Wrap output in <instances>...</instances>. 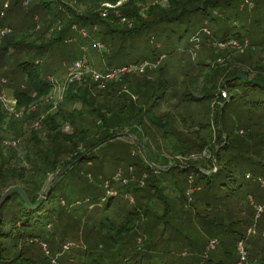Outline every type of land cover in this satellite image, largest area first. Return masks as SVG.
Instances as JSON below:
<instances>
[{
    "label": "trees",
    "instance_id": "16d2710c",
    "mask_svg": "<svg viewBox=\"0 0 264 264\" xmlns=\"http://www.w3.org/2000/svg\"><path fill=\"white\" fill-rule=\"evenodd\" d=\"M89 1L93 3V9L86 8L82 13H74L66 6H61L59 11L65 16L67 10L68 17L63 21H68L69 27L90 24L95 28L94 31L96 28L102 31V38L109 40L111 59L116 64L97 72L106 75L112 69L124 66H136L144 62L156 63L165 56L171 60L158 69L153 80L151 75L150 78H134L131 81L127 76L120 75L117 79L107 80L106 86L102 87L90 78L88 83L83 77L82 81H71L66 85L63 99L68 103H80L79 109L74 108L66 112L58 108L54 113L43 115H40L37 109L29 117L24 114L19 118L13 117L14 121L7 127L3 125L6 114L0 101V134L11 132L22 137L25 134L22 123L27 118L41 117L29 130V145L22 147L23 153L17 150L18 144L3 146L0 135V195L8 187L17 185L25 191L30 203L35 204L43 192L48 176L58 170L51 180L49 192L36 209H26L17 194L11 195L1 206L0 264H75L76 260L77 264H264L263 251L260 256H252L249 253L247 241L253 234H248V220H238L240 229L228 232L234 234L231 251L225 244H221L220 250L216 249V239L203 243V236L197 237L196 241L187 237L189 230L196 231L194 222L202 218L194 209L195 203L203 194L222 190L226 178L236 184V191H246L247 188L264 191V187L259 185V180L264 183V126L259 134L252 133L249 129L247 134L239 128L238 135L232 140L230 123L225 124L224 117V109L229 103L226 100L233 98L229 95V89L237 83L243 88L255 86L234 80L226 82L225 88L222 87L223 81L240 71L245 72L248 79L264 80V65L259 63L251 75L252 70L250 72L244 67L245 61L242 62L241 57L235 56L233 51L227 53L233 56L231 59L224 57L225 63L222 66L216 64L212 67L203 61L196 63L191 57V60L187 59L196 45L201 49L214 42H244V36L239 33H226L229 29V25H226L229 23L226 15L234 19L235 24L232 25L237 28V24L242 22L247 14L245 2L249 5L253 1L254 10L258 1L264 0H164L167 1L166 7L153 0H126L113 9L106 8L105 10L109 11L106 18L98 15L96 6L103 7L105 3L115 6L120 0ZM21 2L22 0H15V8L20 7ZM25 5L23 2V6ZM70 12L72 15H69ZM215 12L222 13L218 16L223 20L218 29L220 32L224 30L220 37L203 25L193 30L186 28L188 24L191 27V22L197 19L196 15L200 16V19L215 20ZM120 24L126 25L118 28ZM239 26L240 29L245 27ZM39 29L28 36L11 37L9 46L0 49L1 64L7 67L1 79L12 89L15 107L24 108L27 112H34L30 111L29 107L40 105L58 83L54 77L48 76L47 80L42 76V56L49 58L57 48L49 47L48 42L51 39H45L51 26ZM204 29L209 33L205 34ZM62 31L61 27L60 32ZM187 31L192 33L186 39L185 46L178 48V43ZM157 39L162 43L159 44ZM226 50L215 51L219 53ZM161 52L164 55L160 54ZM134 54L146 55L151 60L139 57L134 63L127 62L128 60L124 62V57ZM4 57H7V60ZM11 59L13 68L7 66ZM81 59L83 57L79 60ZM79 60L74 61L70 68ZM173 60L178 68L172 67ZM60 62L65 63L64 60ZM181 62L182 65L179 64ZM222 62L223 60L219 64ZM173 69H176L175 73L172 72ZM168 72L179 73L181 82L177 85L176 79L167 76ZM223 89L228 91L226 99H222L220 95ZM49 101H43L46 102L47 108L52 106ZM203 101L214 112L210 120L203 117V108H199ZM86 114L93 118L91 127L85 124ZM64 123L70 125L72 133L62 131ZM120 125H136L139 130L133 131V141L140 145L146 144L157 161L152 162L150 158L155 164L152 165L147 157L145 161L137 154H131L137 163L135 166H128L127 170L134 173V178L138 180H123L122 185L129 186L130 182H133L136 185L135 190L141 191L142 194L133 212L126 214L123 220L116 221L111 229H105L103 224L98 226L89 223L91 214L78 216L73 208L68 207L64 199L63 183L75 180L86 183L91 174L86 173L85 169L97 171L101 166L92 162L93 153L103 150V154H106L118 151L119 147L125 150L133 146V143L117 139L113 131L114 127ZM39 130L41 134L37 133ZM12 140L19 143L17 139ZM163 151L167 156H163ZM205 151L209 156L201 158ZM21 154L23 159L19 157ZM193 157L196 159H192ZM95 158L102 162L104 157ZM169 161L173 162L169 163L172 164L170 167ZM172 171L178 174L192 172L197 181L203 183L200 191H192V202H187L185 188H182L185 191L181 196L178 197L176 193L173 200L164 193L170 185L173 192L177 191L178 187L173 184L162 186L159 178L162 174ZM243 180L247 181L246 188ZM108 185L105 184L107 189ZM56 190L62 191L58 200V215L52 207ZM107 196L108 199L101 197L96 206H102L106 202V207H110L111 199L119 195L116 192H108ZM123 197L125 200L132 199L131 195L124 194ZM90 200L87 199L86 202ZM132 202L134 203V199ZM15 207L19 217L7 231L4 219L14 213ZM94 208V204H91L90 210ZM40 224H45L50 233L46 238L38 231L37 225ZM226 238L229 242V236ZM47 240L55 243L50 244ZM211 241L215 242L214 247H210ZM239 242H242L244 248L242 261L237 248ZM174 246H181L182 249L174 253ZM97 249L102 252L97 253ZM35 250L43 253L44 258L40 262ZM216 256L221 258L217 259ZM62 257L65 259L60 262Z\"/></svg>",
    "mask_w": 264,
    "mask_h": 264
},
{
    "label": "rangeland",
    "instance_id": "374dc122",
    "mask_svg": "<svg viewBox=\"0 0 264 264\" xmlns=\"http://www.w3.org/2000/svg\"><path fill=\"white\" fill-rule=\"evenodd\" d=\"M151 1V0H147ZM157 3H161L160 5L162 7L167 6V1L164 0H153ZM249 1V0H248ZM23 2L26 3L25 6H23ZM126 2V0H120L116 3L115 6L110 5V7L107 8L113 9L116 6H120L122 3ZM247 2V1H246ZM15 0H0V30L7 29L6 33L3 34L0 31V49H2L4 46H9V40L13 36H19V35H30L34 31H39V27L45 28V26H51L50 33L47 34L45 37L46 41L51 39L48 42L49 47L55 46L57 49L50 55L49 58L45 59V56H42V62H41V68H42V76L46 77L48 80L49 77H54L58 83L56 84L55 89L50 92V95L48 94L47 97H45L41 104L37 107L30 106L29 110L34 112H27L24 110V108L18 109L17 107L14 108L16 111H20L24 114L25 117L31 116L35 111L38 109V112L40 115H43L44 113L50 114L54 113L58 110V108H62L66 112L71 111L72 109H79L81 107L80 103H68L65 102L63 97L65 96L64 91L66 88V85L71 83L70 81L66 82L68 79V68H70L74 61L79 60L82 57L86 58V64L88 69H94L95 71H102L107 70L108 66L112 64H116L115 61L111 59L110 54V46H109V40L106 38H102V31L96 28V31H94L95 28L90 26V24L81 25L78 24L75 27H69L68 21L64 22V18L67 19L68 16H66L67 10L65 12V16L59 11L60 9L68 7L72 12H78L82 13L86 10V8L93 9V3L89 0H82V2H78V0H22L20 7L15 8L14 6ZM62 6V7H61ZM258 6V5H257ZM97 7V13L101 18H106V16H103L100 11L105 10V7ZM64 11V10H63ZM107 11V10H105ZM72 12L69 13V15H72ZM109 13V11H107ZM217 16L213 17L216 18L215 20H209L207 19H200L201 17L197 16V19H194L191 22V27L189 24L187 25V29L193 30L198 28L199 26L203 25L207 28L211 29L215 34H217L218 37L222 35L223 32L219 31L218 28H220V24L223 23V20L221 18H218L219 15H221L218 12H215ZM118 16V15H117ZM199 17V18H198ZM226 17L229 20V23H226V25H229V29L226 31L228 34H240L244 36L247 40L255 41V40H262L264 38V35H256L254 38H252V35H254L255 28H251V32L249 35L247 34L246 27L243 29L236 28L232 24H235L234 19L226 15ZM48 20H50L51 23L48 24ZM203 20V21H202ZM128 21V20H126ZM237 22V21H236ZM123 24V23H121ZM119 25L118 28H122V25ZM61 27L63 29L62 32H60ZM115 28V27H114ZM39 29V30H38ZM116 29V28H115ZM218 29V30H217ZM81 31H84L85 35L81 34ZM192 32L187 31L186 34L182 36L181 41L178 43V48L184 47L186 39L190 36ZM261 36V37H260ZM161 44L162 42L158 39L156 40ZM246 41V40H244ZM254 43V42H252ZM98 44L102 46L101 49L98 48ZM9 47L8 49H10ZM215 47L213 45L207 44L206 47H203L200 49L194 48L192 51H190L189 56H187V59L191 57V59L198 63L199 61H203L206 63V65H210L214 67L213 65L218 64V66H222L225 63L224 57L227 56L229 59H231L233 56L229 55L230 51H233V54L238 57H244L247 56V50L246 48H243L238 52V50H226L224 52L216 53ZM213 51V52H212ZM12 50H9V53H11ZM160 54H163L161 52ZM139 57H145L147 60H151L150 57L146 55H129L124 57L125 60H128L127 62L134 63L136 59ZM227 58V60H229ZM244 58H240L242 61H244ZM4 59L7 60V57H4ZM111 59V60H110ZM190 59V60H191ZM223 60L221 64H219V60ZM5 60V61H6ZM60 60H64V64L60 62ZM171 60L170 57H164L163 59H159L157 62V66L155 69H147L144 73L137 74V73H123L122 75L124 77H128L129 81L132 79H141L142 77L150 78L151 75L152 80L155 79L156 73H158V69L161 66H164L167 61ZM48 63V64H47ZM6 64V63H5ZM51 64L52 66H50ZM172 64L174 68H178L175 66V61H172ZM182 65V62L179 63ZM244 67H247V63H243ZM188 66V64H186ZM7 66L9 68H13L14 64L12 63V59L7 63ZM189 67V66H188ZM186 67V68H188ZM7 67H4L3 64H1L0 59V81L4 80L1 79L2 74L6 71ZM173 73L176 72V69L172 70ZM54 74V75H53ZM49 76V77H48ZM167 76H170L175 80L177 85L181 82V75L179 73L177 74H171V72L167 73ZM81 77H83L84 80L87 81V83L91 80H89L88 75H82L79 77H75L74 80L82 81ZM80 78V79H79ZM7 80V79H6ZM73 80V81H74ZM72 81V82H73ZM21 83V82H20ZM106 83V81H105ZM104 83V85H105ZM106 86V85H105ZM130 95V94H129ZM229 95L233 98L229 101L227 106L224 109V117H225V124L228 122L230 123V132L231 136L230 139H234L236 135H238V129H242L245 131V133L249 134L248 129L251 130L250 132L259 134L262 131V127L264 126V91L259 89L258 87L253 88H243L240 86L239 83L235 87H232L229 89ZM55 104L56 107L53 108L52 106L50 108H47L46 102L43 101H49ZM0 101L2 102L4 106V112L6 114L3 125L4 127H7L8 125H11V122L14 121V118L12 115L8 113L7 106L8 103L13 101V92L12 89L9 88L6 84L0 85ZM137 101V100H136ZM223 106V104H221ZM199 108H203V117L210 120L211 116L214 115V112L210 110V107L208 105H205V102H201L199 104ZM218 117H220V110L218 112ZM24 118V117H23ZM37 118L33 119H26L23 124V131L25 134L20 136H15V133L11 132H4L0 135H2L1 143L3 146L8 147L10 146V143L16 142L12 139L19 140V143H17L18 151L19 153L24 151L23 148L28 147L29 145V139H30V129L32 128V125L36 123V121L40 120ZM85 124L86 126L91 127V119L92 117L88 116L86 114L85 116ZM228 120V121H227ZM39 123V122H38ZM36 125V124H35ZM249 125V128H248ZM43 130V129H42ZM41 130V131H42ZM134 130H139V128L136 125H128L123 126L120 125L118 127H114V134L117 136V139H122L125 142L133 143V146L126 148L123 150V147H119L116 152H108L106 154L103 150L97 151L93 153L91 156L93 157L92 162H94L96 165L101 164V166L98 168L97 171H92L85 169L86 173L91 174V177L87 180L86 183L82 181L75 180L74 182L65 181L64 184V199L70 209L73 208V211L78 216H85V214H91L90 215V221L89 223H95L99 226V224H103L102 227L105 229H111L112 226L116 221H121L124 219V216L126 214H129L135 210V206L138 203L139 197L141 196V191H136V185L132 182H130L129 186H123L122 183L123 180H130V181H137L138 178H134V173H131L127 170L128 166H135V163H137V160L131 156L132 153L137 154L139 157L142 158H148V162H150L152 165V162L157 161L155 158V155L152 154V152L147 149L146 144H137L134 141ZM62 131L65 133H72L73 130L68 125V123H64L62 126ZM241 131V130H240ZM38 134H41L40 130L37 132ZM243 137V135H240ZM239 137V136H238ZM19 138V139H18ZM134 140V141H133ZM153 141V140H152ZM145 148H144V147ZM23 147V148H22ZM21 149V150H20ZM154 153V152H153ZM149 156V157H148ZM157 156V155H156ZM163 156H167V154L163 151ZM208 152H204L201 154V158H207ZM21 159H23V154L19 156ZM95 157H104L103 161H98ZM151 158V161H150ZM155 158V160H154ZM192 159H196L193 157ZM146 161V159H145ZM173 161V160H172ZM171 161L168 162V167H170ZM94 164V166H95ZM58 171V170H57ZM56 171V172H57ZM215 171V169L213 170ZM56 172L53 174H50L45 182L44 188H47L51 184V180L55 177ZM88 177V175H87ZM233 177V175H232ZM237 177L239 178V175L237 174ZM161 185L166 186L167 183L173 184V186H177V191L173 192V187L170 185L168 189H165V194L168 196L169 199L173 200L175 197V194L180 197L182 192L185 190L182 188L187 189L185 191V195L187 197V202L190 203L192 192L191 191H200L202 188V184L197 181V177L194 173L189 172H183V173H176L174 171L168 172L167 174H162L160 177ZM91 181V182H90ZM245 182V188L247 181L243 180ZM92 183V184H89ZM108 185V189L106 188L105 184ZM224 186L222 190L217 191H211L208 195L203 194L200 199L195 203L194 209L196 212H199L202 216V218L197 219L195 223V230H189L187 232V237L190 240H195L199 236H203V243H207L210 241V239H216L217 242L215 244H212L213 247L215 245V248L220 250L221 244L227 245V247L232 249V243H233V236L234 234H230L228 232L237 231L240 229L237 221L238 220H248L247 223V229L250 227H254L255 233L251 235L247 241V247L249 248V253L254 256L258 255L260 256L261 252L263 251L262 255L264 256V210L257 214L256 211V205L261 206L264 208V199L261 197H264V191H257V189L247 188L246 191H236V184L229 181L227 178L223 182ZM260 187H264V183L259 180ZM187 186V188H186ZM172 190V191H167ZM182 190V191H181ZM118 193V197L111 199V202L109 204L110 207H106V202L101 206H96L97 203H99L101 197H107V193ZM199 193V192H197ZM131 195V200H125L123 195ZM62 191L56 190L53 196V209L55 210V214H59V206H58V200L61 198ZM87 199H91L90 202H86ZM134 199V203L132 202ZM94 204L95 208L93 210H90V205ZM203 205V206H202ZM253 205V206H252ZM159 208H161L160 205L157 204ZM101 207V208H100ZM158 207H156V210H158ZM246 213V214H245ZM245 214V215H244ZM19 215L18 212L15 211L12 215L9 217H5L4 223H5V230L9 231L12 225H14V222L16 219H18ZM44 221L45 218H43ZM46 224V222H45ZM45 224H40L38 226V231L41 232V236L43 238H46L48 236V231L46 230ZM159 227V226H158ZM160 229V227H159ZM107 231V230H106ZM226 232V234H225ZM154 236L156 234L154 233ZM227 236H229V242H227ZM50 244H54V241L47 240ZM106 242V241H105ZM107 244V243H106ZM210 244V247H212ZM37 246V244L35 245ZM238 246V245H237ZM36 249V247H35ZM181 246H174L173 251L174 253H178L181 250ZM36 257H39L40 260L44 258L43 253L41 254L38 252V250H35ZM97 253L102 252V250H96ZM53 254V252L51 253ZM68 255V254H67ZM66 255V257H67ZM210 255L212 257V251L210 252ZM217 259L221 258V256H216ZM65 257H62L59 259V261H63ZM75 264H77V260L75 261Z\"/></svg>",
    "mask_w": 264,
    "mask_h": 264
},
{
    "label": "built area",
    "instance_id": "2783aa9c",
    "mask_svg": "<svg viewBox=\"0 0 264 264\" xmlns=\"http://www.w3.org/2000/svg\"><path fill=\"white\" fill-rule=\"evenodd\" d=\"M102 6L105 7V8H109L110 7V5L106 4V3L103 4ZM0 15H2V13H0ZM102 15L106 16L107 15V11L103 10L102 11ZM6 31H7V29H2L1 33L5 34ZM203 32L205 34L209 33V31H207L206 29H204ZM81 34L85 35L84 31H81ZM210 45H213L215 47V49H217L218 51H223V50H226V49H233V50H236V51L238 50V52H239L243 48L247 47V42L244 41V42L240 43L238 41L231 40V41H227V42H224V43H216V42H214L212 44L210 43ZM97 46H98L99 49L102 48V46L100 44H98ZM195 48H198V46L196 45ZM158 62H156V63L144 62V63L138 64L136 66H124V67H121L119 69H112L111 72L107 73L106 75H103V74L95 71L94 69H88V67L86 65V58L83 57V59L79 60L77 63H75L73 65L72 68L69 69L67 82L68 81H70V82L73 81L75 79V77H79V76H82V75H88L90 79H92L95 82H98L99 85L102 87V86H104L105 81L110 80V79H117L123 73H132L133 72V73L141 74V73H144L147 69H155L157 64H158ZM219 62H221V60H219ZM3 83H4V81L1 80L0 81V85L3 84ZM220 95H221L222 99H226V98H228V91L226 89H223L221 91ZM49 103H51V102L49 101ZM51 104H52L53 108L56 107L55 104L54 105H53V103H51ZM15 105H16L15 101L14 100L11 101L10 103H8L7 110H8V113L10 115H12L14 118H19V117H21L23 115V113L20 112V111L14 110ZM16 144H17L16 142H12V143H10V146H15ZM263 210H264V208L261 207V206H257L256 207L257 214H259ZM254 233H255L254 227L249 228L248 234H254ZM211 243L215 244L214 241H211L210 244ZM212 244H211V246H213ZM237 248H238L239 255H241L240 261H242L243 258H244V248H243L242 242L238 243ZM238 264H241V263H238Z\"/></svg>",
    "mask_w": 264,
    "mask_h": 264
},
{
    "label": "crops",
    "instance_id": "0c3cea01",
    "mask_svg": "<svg viewBox=\"0 0 264 264\" xmlns=\"http://www.w3.org/2000/svg\"><path fill=\"white\" fill-rule=\"evenodd\" d=\"M251 3L253 4V1ZM252 4L247 5V2H245L244 8L246 9L247 14L243 19V21L237 24V28H241V26L239 25H244L246 27L245 31H247V34L249 35V33L252 31L251 28L254 27L255 31H254V35H252V38H254L258 34L264 35V2L258 1V6H256L254 10H253L254 6H252ZM243 39L247 41V45H248L246 48L247 56H245V58L244 57L241 58H244V61L247 63L246 65L249 71L251 72L252 70L251 72L252 75L256 71V67L258 66L259 63H262V65H264V41L261 42L260 39V40L252 41L254 42L252 43L250 40H247L246 38ZM262 40H264V38ZM235 65H239V64H235Z\"/></svg>",
    "mask_w": 264,
    "mask_h": 264
},
{
    "label": "water",
    "instance_id": "95a60500",
    "mask_svg": "<svg viewBox=\"0 0 264 264\" xmlns=\"http://www.w3.org/2000/svg\"><path fill=\"white\" fill-rule=\"evenodd\" d=\"M234 80H239L244 84H251L255 87L264 89V80L263 79H261V78L248 79L246 77L245 72H243V71H240V72L236 73L235 75H233L232 77L227 78L225 81H223L222 87L225 88L226 82H232ZM51 184L43 190L42 194L36 200L35 204L30 203L25 191L20 186H17V185L10 186L0 195V208L11 195L17 194L19 196V198L21 199V201L23 202L26 209L34 210L42 203L44 197L47 195V193L50 190Z\"/></svg>",
    "mask_w": 264,
    "mask_h": 264
}]
</instances>
